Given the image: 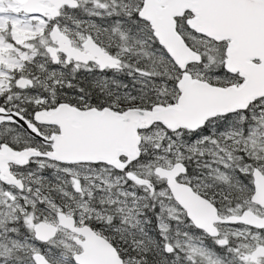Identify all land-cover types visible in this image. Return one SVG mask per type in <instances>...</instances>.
<instances>
[{
  "label": "snow or ice",
  "instance_id": "obj_1",
  "mask_svg": "<svg viewBox=\"0 0 264 264\" xmlns=\"http://www.w3.org/2000/svg\"><path fill=\"white\" fill-rule=\"evenodd\" d=\"M0 264H264V0H0Z\"/></svg>",
  "mask_w": 264,
  "mask_h": 264
}]
</instances>
